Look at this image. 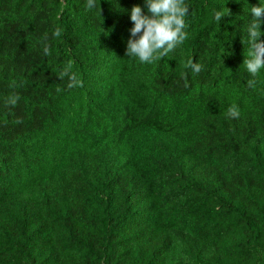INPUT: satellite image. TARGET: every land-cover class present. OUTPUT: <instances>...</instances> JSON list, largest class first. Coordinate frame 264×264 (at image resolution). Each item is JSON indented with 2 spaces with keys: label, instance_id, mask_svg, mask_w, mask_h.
I'll return each instance as SVG.
<instances>
[{
  "label": "trees",
  "instance_id": "obj_1",
  "mask_svg": "<svg viewBox=\"0 0 264 264\" xmlns=\"http://www.w3.org/2000/svg\"><path fill=\"white\" fill-rule=\"evenodd\" d=\"M95 3L0 0V264H264V0H185L153 63L125 55L145 0Z\"/></svg>",
  "mask_w": 264,
  "mask_h": 264
},
{
  "label": "clouds",
  "instance_id": "obj_2",
  "mask_svg": "<svg viewBox=\"0 0 264 264\" xmlns=\"http://www.w3.org/2000/svg\"><path fill=\"white\" fill-rule=\"evenodd\" d=\"M150 15L143 14L141 7L134 6L131 9L130 19L133 27L130 29V38L127 41L125 55L135 57L140 63H153L154 61L167 56L187 39L185 31V17L189 13V7L185 0H145ZM96 6L95 0H86V8L91 10ZM252 21L247 27V42L249 50L248 58L243 61L247 72L251 76H257L261 69H264V42L260 41L261 23L264 22V5L250 8ZM224 12L216 11L214 18L221 21ZM60 34L59 30L55 33ZM45 55L49 54V49L44 48ZM191 68L196 74L202 71V65L189 60L185 65ZM72 63L69 62L61 73V79L68 77V88L82 87L75 72L71 71ZM255 81L249 80L248 86L254 87ZM16 99L12 100L15 104ZM230 118H239L240 110L237 105L232 104L227 109Z\"/></svg>",
  "mask_w": 264,
  "mask_h": 264
}]
</instances>
